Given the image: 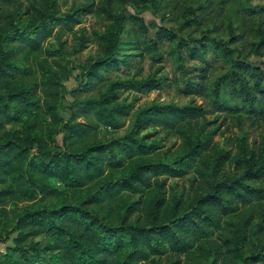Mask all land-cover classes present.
<instances>
[{
	"label": "trees",
	"instance_id": "16d2710c",
	"mask_svg": "<svg viewBox=\"0 0 264 264\" xmlns=\"http://www.w3.org/2000/svg\"><path fill=\"white\" fill-rule=\"evenodd\" d=\"M263 13L264 7L247 11L264 20ZM111 19L104 33H96L105 46L103 56L86 66L91 75L107 64L129 67L126 57L116 56L124 16ZM78 22L75 13L59 11L57 0H0V243L18 233L13 245L0 251V264H180L181 255L194 249L211 255L210 264H264V215L255 223L251 215L241 224L232 220L236 206H247L249 197L262 192L244 179L264 174V157L258 162L253 150L244 149L246 156L233 162L240 176L228 179L223 169L230 154L213 142L225 117L208 119L200 106L186 113L175 104H152L134 114L125 134L99 140L100 126H124L133 103H117L121 90L159 88L161 78L136 79L141 66L129 79L111 82L98 99L86 100L83 112L94 118L59 116L62 90L51 62L35 55L36 68L30 69L23 61L40 51L41 39L56 24L70 28ZM139 29L146 32L142 24ZM257 31V49L263 50L264 29ZM219 44L224 43L213 45ZM234 64L240 72L254 70ZM208 68L200 70L197 85ZM194 88L188 81L182 93L197 92ZM170 115L176 116L172 122ZM8 124L13 127L7 129ZM163 128L181 139L171 163L160 159L171 152ZM60 132L58 145L54 136ZM169 179L186 180L188 189L168 197ZM22 202L29 204L19 206ZM222 216L228 234L219 232L211 249L207 238Z\"/></svg>",
	"mask_w": 264,
	"mask_h": 264
},
{
	"label": "rangeland",
	"instance_id": "374dc122",
	"mask_svg": "<svg viewBox=\"0 0 264 264\" xmlns=\"http://www.w3.org/2000/svg\"><path fill=\"white\" fill-rule=\"evenodd\" d=\"M136 1L57 0L60 12L75 13L79 16V22L70 28L64 23L56 24L52 34L41 39L40 51L31 53L23 64L30 69L36 68L35 55L51 62L62 90L57 110L65 121L94 118L92 112H83L86 100L98 99L111 82L129 79L134 68L141 66L142 71L136 79H149L151 76L161 78L159 88L147 92L121 90L117 103L122 99L133 103L123 119L124 126L112 130L102 125L97 130L98 139L122 136L132 124L134 114L152 104H175L186 113L190 112L191 106H200L208 119L220 122L225 117L213 142L218 149L230 154V159L224 165V174L229 180L237 179L241 173L234 168L233 162L238 157L246 156L244 149L253 150L258 162L264 157V94L260 93L264 91V49H257L260 39L257 29H264V20L258 15H247L252 8L262 9L264 0ZM115 15L124 16L116 56L119 59L126 57L129 67L114 68L107 64L97 69L96 76L91 75L86 66L103 56L105 46V41L100 40L96 33H104ZM131 15L138 20H131ZM261 16L264 17V13ZM140 24L144 25L146 32L140 31ZM231 37H238L239 40L230 41ZM213 41L224 44L214 47ZM46 50H56L58 54L49 56ZM192 54L194 56L191 58ZM24 55L22 52L18 57ZM234 63L247 65L254 70L240 72ZM208 65L202 84L197 85L198 79L203 76L200 70ZM158 67H161L159 71ZM256 69L261 73V79L257 77ZM235 75L240 76L241 80ZM188 81L195 83L197 92L182 93ZM240 82L245 85L243 90ZM253 87L255 90H251ZM203 89L202 93H198ZM175 118V115H170L169 120L172 122ZM11 127V124L6 125L7 129ZM160 133L166 145L171 146V152L160 159L171 163L181 139L170 128H163ZM62 137L61 132L54 136L56 144H61ZM257 174V178H245L244 182L256 189L263 188L262 192H255L249 197L251 202L247 206H236L232 220L237 224L250 215L251 223H255L264 215V174ZM168 184L170 188L167 194L170 198L171 193L188 189V182L183 179H169ZM26 203L29 204L22 202L19 206ZM224 217L220 218L217 227L211 228L207 238V245L211 249L219 243L216 236L219 232L228 234L223 224ZM17 235L14 232L7 241L0 243V251L13 245ZM36 239L42 241L41 236ZM181 257L180 264H210L212 260L211 255L200 256L195 249Z\"/></svg>",
	"mask_w": 264,
	"mask_h": 264
}]
</instances>
